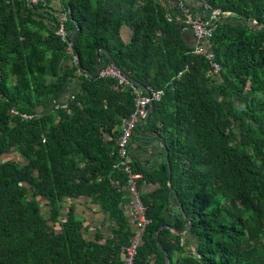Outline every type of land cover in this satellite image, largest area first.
Masks as SVG:
<instances>
[{
    "label": "trees",
    "instance_id": "16d2710c",
    "mask_svg": "<svg viewBox=\"0 0 264 264\" xmlns=\"http://www.w3.org/2000/svg\"><path fill=\"white\" fill-rule=\"evenodd\" d=\"M196 1L234 13L205 42L220 66L214 77L170 0H61L62 10L46 16L50 0H0V264H114L134 232L121 206L126 177L115 164L135 95L114 78L92 77L98 47L136 83L163 91L140 129L164 139L171 186L164 156L149 170L131 159L154 186L141 193L150 222L134 264H164L158 244L169 264H264V0ZM63 12L67 40L79 27L77 64L57 32ZM100 55L101 67L112 63ZM73 79L78 91L63 106L34 120L10 115L13 107L38 110ZM84 196L110 221V237L96 230L86 238L74 204H65ZM187 220L195 252L171 229L156 241L161 225L181 230Z\"/></svg>",
    "mask_w": 264,
    "mask_h": 264
},
{
    "label": "built area",
    "instance_id": "2783aa9c",
    "mask_svg": "<svg viewBox=\"0 0 264 264\" xmlns=\"http://www.w3.org/2000/svg\"><path fill=\"white\" fill-rule=\"evenodd\" d=\"M28 4H41L45 6L48 0H25ZM171 5L176 12L173 18L180 24V29L183 33H190L194 39V52L204 54L209 61L210 70L209 77L219 73L220 66L213 61V54L209 48L205 46V42L210 38L217 24L229 17L234 16L231 11H224L220 8H214L207 3L201 2L200 8H192L185 0H170ZM169 15H172L169 13ZM67 13H60L59 26L57 32L61 39L67 41V51L72 56V60L77 64V55L73 52L71 40H67V31L64 28V23L67 21ZM98 76L114 78L118 84L129 86L135 95V108L126 117H123L120 122V134L118 136L116 147L118 161L115 167L123 171L126 177L125 192H126V207L130 212V217L135 225L134 232L128 242L122 246L120 260L114 264H134V259L137 254L138 246L140 245L143 232L150 222L146 216V206L141 199L140 181L143 176L140 172L132 167L131 157L129 155V145L134 131V127L141 124L146 119L149 113V104L160 100L163 91L152 90L148 88V93L143 92V89L137 87L130 79L114 64L101 67ZM63 106L60 102H54V107ZM13 118H19L22 121L34 120L42 114L36 111H22L16 108L9 110ZM60 221L65 220V216H61Z\"/></svg>",
    "mask_w": 264,
    "mask_h": 264
},
{
    "label": "crops",
    "instance_id": "0c3cea01",
    "mask_svg": "<svg viewBox=\"0 0 264 264\" xmlns=\"http://www.w3.org/2000/svg\"><path fill=\"white\" fill-rule=\"evenodd\" d=\"M190 7L192 8H200V1L196 0H185ZM46 12L41 11L45 16L47 11L53 14H57L60 10H62V2L61 0H50L49 4L45 8ZM52 26V22L48 19L45 20ZM188 37V36H187ZM121 38L123 41L128 40V32L126 28L121 29ZM190 40L192 37H189ZM193 40V39H192ZM70 59L64 61V64H70ZM78 91V81L76 79L71 80L67 83L63 89L59 91V93L55 96H51L47 98L39 107L38 111L43 114L50 112L54 107V102L64 103L67 102L73 95ZM163 149L160 141L155 138L153 135L144 133V132H136L131 139L129 145V155H131V159L137 163V165L142 169H153L157 168L164 160L162 159ZM154 186L146 183L143 179L140 181V192H146L152 190ZM126 193V192H125ZM126 195L122 200V209L124 214L129 219L131 225L135 228V225L130 217V212L126 207ZM74 204L75 213L77 216L83 221L84 233L87 239H93L96 230H100L103 234L104 239L111 236L110 232V221L107 220V217L100 211L97 204L92 202L90 197H80L78 199L66 198L65 204ZM65 209V208H64ZM178 207L176 205H171L166 210V217L168 220H175V213H177ZM133 228V229H134ZM183 239L186 242L187 249H192L190 253L195 252V245L197 243V239L194 235L188 233V231L184 234Z\"/></svg>",
    "mask_w": 264,
    "mask_h": 264
},
{
    "label": "water",
    "instance_id": "95a60500",
    "mask_svg": "<svg viewBox=\"0 0 264 264\" xmlns=\"http://www.w3.org/2000/svg\"><path fill=\"white\" fill-rule=\"evenodd\" d=\"M69 17H71V16L69 15ZM78 28H79V27H78V25L76 24V29L74 30V32H73V33L71 34V36H70V40H71L72 44H73V42H74V35H75L76 32L78 31ZM101 51H102V52H105V53L108 55V58L110 59V61L116 66V64H115V62H114L112 56H111V55H110L105 49H103L102 47H98L97 50H96V72L92 75V77H97V76H98V72H99V70H100V68H101V64H100V60H101L100 52H101ZM124 74H125V73H124ZM125 75L130 79V81H132L134 84L140 86V87H141L146 93H148V88L144 87V86L141 85V84L136 83V82H135L133 79H131L127 74H125ZM152 110H153V103H150V104H149V113H148V115H147V117H146V119L144 120L143 123H145V122L149 119V117L151 116ZM143 123H141V124H139V125L137 126V132H138V133H139V132H144V133H147V134L153 135L154 137H157L158 140L160 141L161 146H162V149H163V152H164V154H162V156L165 157V160H166V162H167L168 184H169V186H171V184H170V180H171V169H170V164H169L168 148H167V146H166V144H165V141H164V139H163L161 136H159L157 133H150V132H148V131H143L142 129H140V126H141ZM172 192H173L174 199H175L176 203L178 204V207L180 208V211H181L183 217L186 219L187 217H186V215L183 213V210H182V206H181V204L178 202L176 192H174V191H172ZM189 224H190V221L187 220V223L185 224V227H184L183 229H181V230L176 229L175 227H173V226H171V225H169V224L161 225V226L157 229V231L155 232V234H154L155 239H156V241H157V239H158V232H159V230H161V229H163V228H167V229L174 230L175 232H177V233H179V234H184V233H186V232L188 231ZM158 246H159V248H160V249L163 251V253H164V264H169V257H168L167 252L164 250V248H163L161 245L158 244Z\"/></svg>",
    "mask_w": 264,
    "mask_h": 264
},
{
    "label": "rangeland",
    "instance_id": "374dc122",
    "mask_svg": "<svg viewBox=\"0 0 264 264\" xmlns=\"http://www.w3.org/2000/svg\"><path fill=\"white\" fill-rule=\"evenodd\" d=\"M137 126H138V124L134 127L135 129H134L133 133H134L135 130L137 129ZM132 137H133V134H132ZM131 139H132V138H131ZM130 142H131V141H130ZM130 157H131V155H130ZM138 172H139V171H138ZM140 173H141V172H140ZM141 174H142V173H141ZM142 180H143V178H142ZM142 180H141V181H142ZM65 212H66L65 210L62 212V216L65 215Z\"/></svg>",
    "mask_w": 264,
    "mask_h": 264
}]
</instances>
